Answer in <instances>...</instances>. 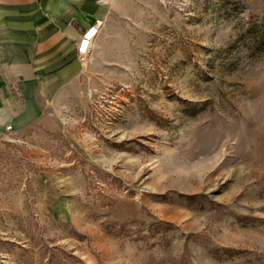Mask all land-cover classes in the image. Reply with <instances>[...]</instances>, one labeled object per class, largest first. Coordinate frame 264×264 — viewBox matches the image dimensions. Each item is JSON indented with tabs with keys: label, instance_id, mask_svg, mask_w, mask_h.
<instances>
[{
	"label": "rangeland",
	"instance_id": "obj_1",
	"mask_svg": "<svg viewBox=\"0 0 264 264\" xmlns=\"http://www.w3.org/2000/svg\"><path fill=\"white\" fill-rule=\"evenodd\" d=\"M100 1L47 118L0 139V264H264V0Z\"/></svg>",
	"mask_w": 264,
	"mask_h": 264
},
{
	"label": "crops",
	"instance_id": "obj_2",
	"mask_svg": "<svg viewBox=\"0 0 264 264\" xmlns=\"http://www.w3.org/2000/svg\"><path fill=\"white\" fill-rule=\"evenodd\" d=\"M104 6L100 0H0V139L47 118L57 86L80 71L78 42L104 18Z\"/></svg>",
	"mask_w": 264,
	"mask_h": 264
},
{
	"label": "built area",
	"instance_id": "obj_3",
	"mask_svg": "<svg viewBox=\"0 0 264 264\" xmlns=\"http://www.w3.org/2000/svg\"><path fill=\"white\" fill-rule=\"evenodd\" d=\"M107 1H112V0H107ZM105 3L107 4L108 2L105 1ZM101 26H102V20H97L92 26H90L82 34L77 47V55L81 63L85 62L86 59L88 58L92 50V43L99 34Z\"/></svg>",
	"mask_w": 264,
	"mask_h": 264
},
{
	"label": "bare ground",
	"instance_id": "obj_4",
	"mask_svg": "<svg viewBox=\"0 0 264 264\" xmlns=\"http://www.w3.org/2000/svg\"><path fill=\"white\" fill-rule=\"evenodd\" d=\"M85 64V62H83Z\"/></svg>",
	"mask_w": 264,
	"mask_h": 264
}]
</instances>
